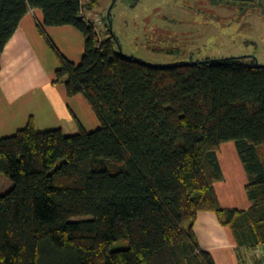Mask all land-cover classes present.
Here are the masks:
<instances>
[{
    "label": "trees",
    "instance_id": "obj_1",
    "mask_svg": "<svg viewBox=\"0 0 264 264\" xmlns=\"http://www.w3.org/2000/svg\"><path fill=\"white\" fill-rule=\"evenodd\" d=\"M99 5L0 0V70L29 10L42 9L48 26L77 27L85 36L78 64L46 36L60 57L55 82L69 96L85 94L101 123L66 134L40 130L31 118L0 137V172L14 182L0 191V264H216L195 232L202 211L231 228L240 264H248L242 248L264 264L255 252L264 244V64L231 56L160 65L125 56L108 16L103 37L87 17ZM232 140L249 173L248 208L222 206L216 189L218 149ZM119 240L128 245L111 249Z\"/></svg>",
    "mask_w": 264,
    "mask_h": 264
},
{
    "label": "rangeland",
    "instance_id": "obj_2",
    "mask_svg": "<svg viewBox=\"0 0 264 264\" xmlns=\"http://www.w3.org/2000/svg\"><path fill=\"white\" fill-rule=\"evenodd\" d=\"M87 13L103 37L104 17L114 0H99ZM123 55L148 63L172 65L207 58L246 57L264 64V0L251 3L230 1L214 4L210 0H116L110 18ZM59 56V55H58ZM60 59V57H59ZM264 162V143L258 146ZM223 178L217 181L224 205L248 208L251 202L246 183L249 173L234 140L218 149ZM14 182L0 172V191ZM119 240L111 249L126 247ZM248 264H253L252 253ZM234 264H240L238 259Z\"/></svg>",
    "mask_w": 264,
    "mask_h": 264
},
{
    "label": "crops",
    "instance_id": "obj_3",
    "mask_svg": "<svg viewBox=\"0 0 264 264\" xmlns=\"http://www.w3.org/2000/svg\"><path fill=\"white\" fill-rule=\"evenodd\" d=\"M46 36L69 60L77 64L82 61L85 36L81 30L73 25L48 26L42 9L29 10L1 57L0 137L15 134L26 127L31 118L40 130L61 128L66 134L78 132L80 125L89 131L101 125L85 94L69 96L65 83L55 82L60 59ZM216 189L222 206L237 207L224 205L217 183ZM195 232L216 264H234L236 259L239 262L235 236L215 212H200ZM250 253L254 256L253 250L242 248L245 261L249 260Z\"/></svg>",
    "mask_w": 264,
    "mask_h": 264
},
{
    "label": "built area",
    "instance_id": "obj_4",
    "mask_svg": "<svg viewBox=\"0 0 264 264\" xmlns=\"http://www.w3.org/2000/svg\"><path fill=\"white\" fill-rule=\"evenodd\" d=\"M255 252L264 259V244H259L255 249Z\"/></svg>",
    "mask_w": 264,
    "mask_h": 264
},
{
    "label": "water",
    "instance_id": "obj_5",
    "mask_svg": "<svg viewBox=\"0 0 264 264\" xmlns=\"http://www.w3.org/2000/svg\"><path fill=\"white\" fill-rule=\"evenodd\" d=\"M115 2H116V0H114L113 3L111 4V6L109 7V10H108V18H110V12H111V9H112V7H113V5H114ZM110 30H111V32H112V34H113L115 40L117 41V38H116V36H115V33L113 32V29H112V23H111V20H110ZM120 52H121V50H120Z\"/></svg>",
    "mask_w": 264,
    "mask_h": 264
},
{
    "label": "bare ground",
    "instance_id": "obj_6",
    "mask_svg": "<svg viewBox=\"0 0 264 264\" xmlns=\"http://www.w3.org/2000/svg\"><path fill=\"white\" fill-rule=\"evenodd\" d=\"M82 15V14H81Z\"/></svg>",
    "mask_w": 264,
    "mask_h": 264
}]
</instances>
